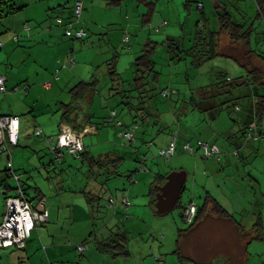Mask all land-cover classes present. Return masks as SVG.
I'll return each instance as SVG.
<instances>
[{"label": "crops", "instance_id": "crops-1", "mask_svg": "<svg viewBox=\"0 0 264 264\" xmlns=\"http://www.w3.org/2000/svg\"><path fill=\"white\" fill-rule=\"evenodd\" d=\"M16 1L19 6L23 7L16 12L7 14L0 22V41L2 42L0 45V74L5 77V91L0 93V114L19 116L20 132L25 131L27 127L34 126V135V131L39 128L42 129V133L56 140L55 142H57L61 131L72 129L81 135L85 150L93 155H102L113 149L124 154L123 151L128 147L133 150L135 146L132 144V146L126 144L128 147H124V145H120L121 142H117L118 137L121 138V141L126 138L120 132L119 127L111 123L98 124L102 120L97 121L96 117L92 119V122L84 125L80 131L62 122L61 112L58 111V108L62 102L69 103L71 101L69 93L68 100H63L67 95L65 89L69 92V89L80 80L89 79L92 72L88 60L80 57L83 48L79 49L75 41L83 39L77 38L75 33L81 28L86 30L84 24H87L77 17L76 0ZM81 1H83L84 9L87 5L89 11L90 8L109 10L111 7L107 4V0ZM232 1L239 5L238 12L233 8L230 9V0H203L204 9L192 25V35L195 33L193 28L200 19L207 22L213 30L221 29L219 16L215 26L211 25L209 15H206L205 12L206 4L208 10L212 6L215 7L218 15L219 11L226 10L236 22H246V25L253 23L254 29H257L256 25L259 23L264 33V25L261 22L262 17L258 14L259 8L256 0H252L249 4L248 0ZM242 1L245 2L242 3ZM189 8L188 15L191 14L194 6ZM14 13L17 15H13ZM235 14L240 15L239 18L242 20L235 19ZM59 18L60 22H58ZM91 19L94 17H91L90 21ZM127 19L131 24L132 18L125 15L124 21ZM70 23L72 28L68 34L67 29ZM128 30L133 31L130 27ZM129 31L123 37L129 35ZM168 35L176 37L173 34ZM123 37L122 41H124ZM223 37H225L224 41ZM252 37L253 35L247 46L242 42H232L229 33L223 31L220 36V50L226 56L238 60L247 71L253 68H260L264 71V60L250 51L252 47L264 54V34L263 43H261L260 35H257L253 44ZM49 51H56V53H52L54 55L53 64L46 59ZM42 53L45 54V57ZM29 57L36 61L35 68L26 65ZM71 59H74L73 63L70 62ZM78 59L84 62H78ZM65 68L70 69L66 70ZM236 70H241V68H236ZM37 87H40L47 95L37 94ZM60 87H64L62 88L64 95H59V92L56 91ZM250 91L255 94L258 92V87L252 86ZM31 92L32 96H30ZM246 99V101L240 102L241 109L236 110L239 114L237 118L231 117L226 111L215 109L202 111L195 108L192 109L194 112L191 114L190 112L185 114L186 117L184 114L177 115L175 113L173 118L166 119L168 125L166 129H163L166 133L157 135L156 140L160 141L158 144L161 143L160 148L162 149L168 147L175 137L178 151L176 150V153L171 157V163L166 165L163 163H157L158 166L155 163H142L141 165L135 163V171L121 170L124 174L120 176H125L131 184L129 188L126 187L125 180L109 185L111 180L105 182L102 176L99 180L89 177L88 166L81 162V157H72L68 154L60 160L41 163L37 167L41 180L31 176L32 181L30 180L29 183L22 181L20 175L18 180L25 189L30 204L36 210L44 206V209L48 211V220L32 230L26 247L0 248L3 250L0 253V264H122L120 257L113 258L109 254L101 253L95 245L94 239L107 240L111 238V235L114 234L112 230L120 228L117 225L122 227L118 231L125 233L128 237L130 230L125 222L130 221L136 225L138 216L144 218L149 213H158L157 195L160 192V186L166 183L167 177L162 184L156 183L154 178L158 174L167 176L172 171L186 173V180L180 195L181 200L174 207L180 208L179 215L183 216V210L189 203L194 202L198 204L199 208L206 198L210 199L201 219L187 229H180L178 235H182V239L176 240L177 245L182 243L184 246V242L188 238L192 242H197L200 239V251L194 252L187 248V252L183 254L178 246L175 252L180 258L182 260L192 259L196 261V264H214L217 260L218 264H264V129L260 139L246 140L243 138L245 127L252 121L255 103L253 96ZM109 114L110 112L104 113L102 119L108 117ZM119 117L127 125L132 123L120 115ZM147 132L151 137L155 130L150 128ZM55 134L57 135L56 139L54 138ZM199 139L218 145L222 152L218 155L207 156L205 153L203 154V150H198L196 154L185 151L183 147L185 142L189 141L196 146ZM152 140L148 144L151 149L155 143ZM137 141L138 136L136 137ZM46 142H48L47 138L44 143L46 144ZM237 147H239L238 154L234 152ZM119 148H123V150L121 151ZM6 150L9 148H3L2 152ZM42 166L47 168V173L41 168ZM139 171L142 174L140 178L136 175ZM143 180L145 182L142 183V187H139L138 184ZM4 183H6L5 187L8 191L13 189L12 185L15 184H11L9 181ZM145 184L146 187L148 185L147 193ZM0 186L3 184L0 183ZM82 190L90 191L95 196L102 193V200L112 191L119 192L120 195L115 194L109 197V207L104 206V202L101 201L100 207L97 209L95 206H90L87 196ZM141 192L151 199L147 205L152 208L149 211L145 207L141 211L140 206H145V204L141 205L138 200ZM29 193L34 194L35 202L30 201ZM186 194L188 197L184 200L183 196ZM119 197L120 200L117 199ZM110 199H114L115 202L110 204ZM212 199L225 208L231 217L213 212L214 201ZM118 203L119 205L115 207ZM102 207L108 208L111 212L104 213L102 219H99L102 223L99 224L98 218H100L99 213L102 212ZM3 212H5V208ZM137 214L138 216H135ZM123 215L128 220L121 218ZM80 225L82 226L79 227ZM85 240H87L86 243ZM80 243L86 245L82 254L77 249V245ZM150 249V254L145 255L142 252L141 257L157 255L160 250V248L158 251L156 250L155 241L151 244ZM129 256H131V251ZM158 261L160 258L156 257L152 263L158 264Z\"/></svg>", "mask_w": 264, "mask_h": 264}, {"label": "rangeland", "instance_id": "rangeland-1", "mask_svg": "<svg viewBox=\"0 0 264 264\" xmlns=\"http://www.w3.org/2000/svg\"><path fill=\"white\" fill-rule=\"evenodd\" d=\"M124 1L125 2L122 6H111L109 10L102 8L99 9L96 7L94 9L90 8L89 11L88 6L86 5L85 9H83L84 11L81 16V20H83V23H87L84 24L87 35L83 39H76L75 41L78 44L79 49L80 47L83 48L80 57H83L84 59L88 60L90 70L92 71L91 76L94 75L99 80L98 90L95 93L94 100L89 106L91 113L95 114L97 121L103 120L102 118L104 117V113L109 112L110 109L113 107L116 108L118 114L123 119H125L126 121H131V115L128 108L123 103H121V95L119 94L116 96H110L109 94L111 89H109L110 85H108L109 81L107 71L108 63L113 58V56H117V71L119 73L120 78L125 81L126 88H128L130 86L127 85L131 84L135 75L134 61L141 54L144 45L148 42H151L152 40L154 42L157 41L160 43L159 47L156 48L154 54L156 70L159 72V77L157 80V89L155 90L154 95L149 99L150 102L148 103V105L151 106L152 111L157 110L158 114L155 118H157V116L159 117L158 119L160 121V124L154 123L156 126L154 127L152 122H149V124L141 123L137 128L138 141H135L136 144L135 142L134 144H132L133 146H135L133 150L129 149V147L127 146L131 144L126 139L121 141V138L119 137L117 138V142H121L120 145H124V147L128 148L123 151L125 152L124 154L119 151H116L115 149L112 150L113 152L124 157V162L121 166L122 171H135V163H138L140 165L142 163H155L156 166H158L157 163H163L164 165L171 163V157L167 159L162 156V149L160 148L161 143L158 144V142L160 141L158 140L157 142L156 140L157 135L159 136L161 134L166 133L165 130H160L159 127L162 124L168 125L166 123V119L170 117L173 118L175 113L177 115H185L189 112L190 114L194 112L191 106L192 99L190 98L194 91L199 90L201 86L204 87L216 81V79L219 80L220 74L223 76L231 75L232 77H234L240 76L241 74L245 75L248 72L245 67L240 65V62L238 60L228 57L226 55L218 54L215 57L204 62L201 67L193 66L190 58L182 59L179 61L174 58H171L173 54L169 52L168 48L163 45L162 42L168 38V34H173L176 36L175 38L177 40L184 41V44L186 46H189L192 43L194 37V35H192V25H194V22H196V20L201 15V11L197 8V4H194V8L191 14L188 15V10L185 7V0H148L155 2V9L150 20L147 22H143V15L148 11L147 6L145 4H138L137 0ZM243 2L245 1H242V3ZM250 2H252V0H248V4ZM230 4V9L233 8L234 11H239V5L237 3H234V1L230 0ZM214 8L212 6V8L208 10V5L206 4L205 12L206 15H209L211 25L213 27L215 26V22L218 17V14L216 13ZM13 15H17V13H14ZM125 15L128 16V18H132L131 24L129 23L128 19L124 21ZM91 17H94V19H91L90 21ZM239 17L240 15L235 14V19H240ZM261 22L264 25V21L262 19ZM256 26L257 29H255V31L253 32L252 37L253 44L255 43V38L257 35H260V37L262 38L264 34L262 26L259 23ZM129 27L133 31H129ZM193 29L196 30V26ZM128 31L130 33L129 35H127L130 40L124 42L122 41V37L125 33H128ZM224 39L225 37H223V41ZM261 41L263 42V38ZM89 51L91 52L88 53ZM52 53H56V51H51L46 56L47 61L51 62V64H53L54 60V55ZM42 54L45 57V54ZM35 62L36 61L32 57H29V60L27 61L26 65L35 68ZM78 62L84 61H79L78 59ZM41 66L43 67L42 64ZM236 68H241V70H236ZM69 69L70 68H67L66 70ZM91 76L87 80H90L92 78ZM115 84L118 85L117 82ZM62 88L64 87H60L58 88V90H56L57 92H59V95H64ZM165 88H174L177 90V92L173 90L170 92L169 96H166L165 94L161 93V91ZM65 90L67 92V95L65 96L66 98H64L63 100H68V95L70 94V92H68L67 89ZM238 91L239 89L236 90V93H238ZM32 92L30 96L33 95ZM36 92L40 95H47V93H44L40 87L36 88ZM114 92H116V90ZM242 92L246 93L248 92V90L244 87L242 89ZM251 96H253V94ZM243 98L241 99L242 102L247 100L246 98ZM197 113L199 112L197 111ZM186 116L187 115H185V117ZM238 116L239 114L234 111L231 114V117L234 118H237ZM150 128H153L155 130L154 134L151 135V137L150 135H148L147 132V130ZM33 130L34 126L27 127L25 131H21L19 143L16 146L10 144L8 147L5 148H9V150L1 152L0 183H2L1 180L3 176L7 177V175L5 174V170L8 169V163L14 164L15 168L13 170H15V173L17 175H21L22 181L24 180L26 182H29L30 180L32 181L31 176H35L37 180H41V176L38 173L37 167H39L41 163H50L51 160L55 159V155L51 152L50 145L48 144V142H46V144L44 143V141H46L47 136L49 135H45L41 132L38 133L36 131L34 132L36 133V135H34ZM54 138L56 139V134ZM173 139H175V137H173ZM38 140H41V142H38ZM150 140L155 142L152 149L148 145ZM119 150L122 151L123 148H119ZM70 156L76 157V155ZM140 165L138 166V169ZM41 168L47 173L46 167L42 166ZM164 171L167 172V170ZM136 175L138 176V178H140V175L142 174L139 171L136 173ZM110 180L111 181L109 185L114 182L116 183V181L121 182L125 180L126 187L129 188V186H131L125 176L112 177ZM8 181L11 184H15L12 185L13 189L8 191V189L5 187L6 183H2L4 188L7 189V193L17 194V179H15V177L11 175L8 178ZM144 182V180L141 181L140 184H138L139 187H142V183ZM144 186L145 192L147 193L148 185L147 187L146 184ZM115 194L120 195L119 192L116 193V191H112V193H108L103 198L102 203L104 202V206L109 207V197ZM186 195L183 196L184 200H186V197H188V195ZM33 197L34 194L29 193L30 201L35 202V199H33ZM117 199L120 200V197ZM138 200L139 202H141V205L145 204V206H140L141 211H143V207H145V209L147 208V211L152 209L151 207H147L151 200L150 197L146 196L143 192L140 193ZM5 202L6 201L4 199L3 194H0V220L1 214L5 208ZM118 205L119 203L116 204L115 207ZM107 209L105 207H102V212L99 213L100 218H98V220L102 219L101 217L104 213L111 212V210ZM179 212L180 208H174L166 214H158L155 212L151 214L148 212L149 214H147V216H145L144 218L142 216H138L137 214L135 215L138 216V218H136V225H134L130 221L125 222L127 223L126 225L130 230V232L128 233L127 246L131 251V256L120 257V260H122V264H154L152 263V261L156 257L160 258V261L157 262L158 264H196V261L192 259L182 260L177 254V252H175L178 246L183 254L184 252H187V248L188 250H192L194 252L200 251V239H198L197 242H192L191 239L188 238L186 242H184V246L182 245V243L177 245L176 240L178 238L182 239V235H178L179 230L182 228L187 229L190 226V224L183 219V216L179 215ZM121 218L127 219L125 215H123ZM100 220L99 224L102 223ZM81 226L82 225H80L79 227ZM117 226L120 227L119 229H122L120 225ZM119 229H116L114 231L116 232ZM86 241L87 240H85L84 242L86 243ZM154 241L156 250L158 251L160 248L158 254L147 255L142 258V252L145 255L151 253L150 246ZM2 251L3 250H0V253ZM146 251L148 252L146 253ZM217 261L214 264H218Z\"/></svg>", "mask_w": 264, "mask_h": 264}, {"label": "trees", "instance_id": "trees-1", "mask_svg": "<svg viewBox=\"0 0 264 264\" xmlns=\"http://www.w3.org/2000/svg\"><path fill=\"white\" fill-rule=\"evenodd\" d=\"M123 1L124 0H107V4L111 6H120ZM137 1L138 4L139 3L145 4L147 6L148 11L143 15L144 16L143 22L149 21L155 9V2L148 0H137ZM200 2H202V6H203L201 8L199 7ZM256 3L259 8L258 14L262 17L264 21V0H256ZM185 4L187 6L186 7L187 10H190L189 7L194 6V4H197V8L200 11H203L204 9V3L201 0H186ZM22 7H23L22 5L21 6L18 5V2L16 0H0V22L7 14L16 12L20 10ZM83 9H84V4H83ZM81 16L82 13L80 16L77 15L79 20L81 19ZM218 16L221 25V29L219 31L213 30L207 22L202 21L203 19L197 21L194 37L192 43L189 46H186L184 44V41H180L177 40L175 37L168 36V38L165 41H163L162 44L165 45L168 48L169 52L173 54L171 58L172 59L174 58L178 61L182 59L190 58L193 66L201 67V65L204 62L215 57L218 54L226 55L220 50L219 47L220 36L223 31H227L229 33L230 38L234 43L242 42L244 45L247 46L250 44L251 36L253 35V32L255 30L253 23L246 25L245 22L244 23L236 22L233 20L231 14L226 10L219 11ZM124 42L127 41L124 40ZM159 45H160L159 42L157 41L154 42L153 40L144 45L141 54L134 61L135 75L133 77L131 84L127 85L130 86L128 88H126L125 81L122 80V78H120L119 73L117 71L116 68L117 56L116 55L113 56V58L108 63V71H107L108 81H109L108 85H110L109 89H111L109 94L110 96H116L119 94L121 95L122 97L121 103H123L128 108L131 115L130 118L132 123L127 125V123H125L122 119H120L118 111L116 110V108L113 107L109 111L110 112L109 116L104 118L98 124L104 125L105 123H111L113 125H116L121 129L120 132L122 133V135L125 132L132 131L134 139L132 140L127 137L125 138L130 144H133L136 141L137 128L141 123L149 124V122H152L154 126L157 123L160 124V121L158 119L159 117L157 116V118H155L156 115L158 114L157 110L152 111L151 106L148 105V103L150 102L149 99L154 95L155 90L157 89V80L159 77V72L156 70L154 54L156 48L159 47ZM250 51L257 54L256 56L264 60V54L262 52H258L252 47ZM247 72H248L247 74L237 77H232L229 75L223 76L220 74L219 80L216 79V81L204 87L201 86L199 90L194 92L192 91L193 94L190 96V98L192 99L191 106L193 109L198 108L199 110L202 111L214 110V109L219 111L226 110L231 115L233 111L236 112V110L238 111L241 109L239 105L243 97L247 98L253 94V97H255V103H254V112L252 115V121L245 127L243 132V138H245L246 140H257L255 139V136H257V138L260 139L264 129L263 128L264 71L261 70L260 68H253V69H249ZM91 77L92 78L90 80L87 79L80 80L72 88H70L69 92L71 95V101L69 103L62 102L60 107L58 108V111L61 112L62 122L71 125L72 128L78 131L82 130L84 125L92 122V119L96 117L94 113H91L89 106L94 100L95 93L98 90L99 80L94 75H92ZM116 82L118 85L115 84ZM252 86H255V88L258 87V92H256L255 94L253 93V91H250L252 90ZM244 87L245 89L248 90V92L246 93L242 92V89ZM238 89L239 91L238 93H236V90ZM115 90L116 92H114ZM173 90L177 92V90L174 88H169V89L165 88L164 90L161 91V93L165 94L166 96L167 95L169 96L170 92ZM166 128L167 125L165 124L160 125V130ZM38 130H41L42 133V129H36L35 131L37 132ZM249 132H253V135L248 136ZM49 138L50 136H47L48 144L50 145V150L52 152L51 140L53 138L51 140ZM19 139H20V118H19ZM55 141L56 140H54V142ZM197 142H196V146L189 141L185 142L184 145L186 143H190V145L193 148L192 152L187 151V149L183 145L185 151L191 154H196L198 150H203L201 147L198 146ZM175 146H176V142H175ZM221 152L222 151H220V153ZM234 152L238 154L239 147L235 148ZM59 153H62L61 157H58L53 153L55 155L54 161L60 160L61 158L67 156V154L76 155L69 153V151L66 148H60ZM203 154H204V150H203ZM76 157L79 158L81 157V162L86 163L89 169L88 170L89 177H95V180L97 179L99 180V178L102 176V179L105 182H107L112 177H116L124 174L121 172V166L124 162L123 161L124 157L113 151L104 153L102 155L101 154L93 155L92 153H89L87 150H85V145H84V149L80 151L79 154L76 155ZM11 172L14 173L12 174ZM5 174L7 175V177H4L2 179L3 183L8 181V178L11 176L10 174H12V176L14 177L18 176V179L20 177V174L17 175L15 173V170H13L12 163L11 166L10 167L8 166V169L5 170ZM126 174L128 175V173ZM166 177L167 176L165 175L158 174L157 176H155L154 180L156 183L162 184V182L165 181ZM18 179H17L19 184L18 187L21 186L23 191L25 192V189L20 184ZM82 191L84 192V194H86L87 196L86 198L90 206L91 207L95 206L98 209L101 204L100 202L102 201V193L98 194L99 196H95L90 191L89 192L85 190ZM0 194H3L4 199L6 201L9 195L7 193V189L4 188V186H0ZM180 200H181V196L179 198V202ZM209 201H210L209 197L206 198L204 203L198 208L196 219L192 224H190V226H193L197 221L201 219V217L205 213L206 205ZM213 201H214L212 206L213 212L221 216L231 217L230 213H228L225 208H223L215 200ZM5 212H6V202H5ZM5 212H2L1 214L0 224L3 221ZM112 231L114 232V234H112L113 236L111 235V238H108L107 240H97L96 238L94 239L95 245L97 246L98 250L101 253L111 255L113 258L128 257L130 255V250L127 246L128 237L125 235V233L119 231L115 232L114 230Z\"/></svg>", "mask_w": 264, "mask_h": 264}, {"label": "built area", "instance_id": "built-area-1", "mask_svg": "<svg viewBox=\"0 0 264 264\" xmlns=\"http://www.w3.org/2000/svg\"><path fill=\"white\" fill-rule=\"evenodd\" d=\"M199 7L202 6V2L199 3ZM83 9V1L76 0L75 11L78 16L81 15ZM61 19H58L60 22ZM72 24L68 25L67 33L70 34ZM77 38H83L87 35V32L81 28L75 33ZM125 41L129 40V37L126 35L124 38ZM2 42L0 41V45ZM70 62H74V59H71ZM5 91V77L0 74V93ZM255 127V126H253ZM252 129V128H251ZM252 131V130H251ZM38 133L41 130L37 131ZM255 132V131H253ZM253 132H249L248 136H252ZM123 135L129 139H134L133 133L125 132ZM250 138V137H249ZM52 138H50L51 140ZM248 139V138H247ZM255 139H258L255 136ZM52 142V152L58 157L62 156V153H59L60 148H66L69 153L78 155L80 151L84 149V143L82 141L81 135L75 132L72 129L63 130L58 135L57 142L51 140ZM19 143V117L16 115H1L0 114V154L3 148L8 147L10 144L16 146ZM198 146L204 150L205 155H218L220 154V148L216 144H209L208 142L199 139L197 142ZM184 147L187 151L193 150L190 143H186ZM176 146L175 140L173 139L170 145L167 148L161 150L162 156L169 159L175 154ZM8 166H11V163H8ZM12 174L14 172H11ZM11 174V175H12ZM18 179V176H15ZM5 191V189H4ZM126 201V200H125ZM115 202L114 199H110V204ZM198 204L192 202L189 203L183 210V219L192 224L197 216ZM48 220V211H38L33 208L28 201L25 192L22 187L17 188V194L9 195L6 199V212L3 218V221L0 224V248L16 246L18 248H23L26 246L27 240L31 237L32 230L39 224H43ZM78 251L82 254L86 245L80 243L77 245Z\"/></svg>", "mask_w": 264, "mask_h": 264}, {"label": "water", "instance_id": "water-1", "mask_svg": "<svg viewBox=\"0 0 264 264\" xmlns=\"http://www.w3.org/2000/svg\"><path fill=\"white\" fill-rule=\"evenodd\" d=\"M186 180V173L184 171H172L167 175V181L160 186V192L157 195V212L165 213L174 208L179 201L182 187ZM44 206L38 210H44Z\"/></svg>", "mask_w": 264, "mask_h": 264}, {"label": "flooded vegetation", "instance_id": "flooded-vegetation-1", "mask_svg": "<svg viewBox=\"0 0 264 264\" xmlns=\"http://www.w3.org/2000/svg\"><path fill=\"white\" fill-rule=\"evenodd\" d=\"M28 241V240H27ZM26 244H27V242H26ZM26 247V246H25ZM24 248V247H23Z\"/></svg>", "mask_w": 264, "mask_h": 264}]
</instances>
